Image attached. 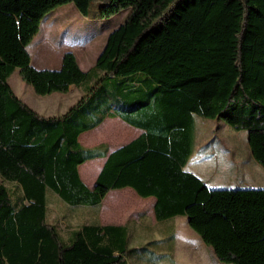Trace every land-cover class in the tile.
Here are the masks:
<instances>
[{
  "label": "trees",
  "instance_id": "obj_1",
  "mask_svg": "<svg viewBox=\"0 0 264 264\" xmlns=\"http://www.w3.org/2000/svg\"><path fill=\"white\" fill-rule=\"evenodd\" d=\"M95 1L0 0V264H128L127 224L84 223L64 235L48 208L50 191L99 210L108 191L126 186L156 197L157 219L186 215L220 261L264 264V187L212 188L186 168L197 116L247 129L264 167V0H99L100 17L127 14L95 65L82 69L67 50L59 68L33 66L28 44L45 16L69 2L86 14ZM16 69L38 94L74 84L82 95L45 116L12 88ZM88 98L111 101L93 123L79 115L92 108ZM106 116L143 132L110 153L83 146L79 135ZM99 156L107 158L90 188L78 165Z\"/></svg>",
  "mask_w": 264,
  "mask_h": 264
},
{
  "label": "rangeland",
  "instance_id": "obj_2",
  "mask_svg": "<svg viewBox=\"0 0 264 264\" xmlns=\"http://www.w3.org/2000/svg\"><path fill=\"white\" fill-rule=\"evenodd\" d=\"M100 4L99 0L93 2L86 14H83L74 2L53 8L43 19L40 31L30 45L33 49V45L45 36L39 42L40 46H34V55L37 48L48 46L52 50H44L42 55L48 58L53 52L54 61L50 65H55L60 61L62 52L70 50L76 54L83 69L94 66L108 34L127 14V10H122L111 17H100L98 13ZM96 78V72L92 71L85 85L94 83ZM8 81L19 95L35 103L38 111L45 116L53 113L55 109L53 101L63 93L53 91L38 94L18 71H14ZM28 89L29 92H26ZM110 104L111 101L105 98L98 100L88 98L87 106L92 108L87 113L85 108L79 109L81 120L83 123L96 122L106 114ZM247 132V129H233L222 119L197 116L194 153L187 167L193 169L212 188L246 187L244 185L264 187V167L251 155ZM7 185L12 187V184ZM59 213L61 207L55 202L51 203L49 219L57 223L61 229ZM89 215L88 211L80 213L83 224L86 219H90ZM91 215H94V211ZM145 218V220L144 217L142 218L141 224L132 223L130 230L132 252L127 257L128 264H210L207 256L206 259L204 257L206 249L200 248L195 251L189 246L194 236H200L188 224L186 216L180 214L157 219V222L150 214ZM217 262V264H229L220 260Z\"/></svg>",
  "mask_w": 264,
  "mask_h": 264
},
{
  "label": "crops",
  "instance_id": "obj_3",
  "mask_svg": "<svg viewBox=\"0 0 264 264\" xmlns=\"http://www.w3.org/2000/svg\"><path fill=\"white\" fill-rule=\"evenodd\" d=\"M44 38L45 36L44 37L42 36L38 40V42H36L35 45H33V49H34V46L35 47L40 46L39 42H41ZM32 41L33 39L28 44V50L31 54V63L33 66L37 68H59L60 67L62 57L60 61L58 62V64L50 65V63H53L54 61L52 57L53 52L49 54L48 58H45L42 55L44 50H52V49H49L48 46L46 48L45 47L37 48V52H42V53L36 52V55H34L33 49L30 46ZM64 51H67V50H64ZM64 51L62 52L61 55H63ZM88 69H84V70H88ZM15 71L19 72V69H16ZM21 90H24V89L21 88ZM26 92H29V89L26 90ZM62 92L63 93L59 94V97H55V101H53V105L55 108L53 113H50L49 115H46V116L61 115L65 113L69 109V107L73 105L82 95L81 88L74 84L71 85L67 91H62ZM16 94L23 101H25L32 108H34L36 111L39 110L36 108L37 106L35 105V103L30 101V99H27V97L26 98L22 97V95H19L17 92ZM39 113H41V111ZM142 132H143L142 128L132 125L131 123L127 122L125 119H123L120 116H106L99 125L87 131L82 132L78 137V141L83 146L88 147V148L102 146L103 148L108 150V153H110L114 149L136 138ZM106 158H107L106 156H99L96 158L88 159L85 162L78 165V172L80 174V177L87 184L88 187L92 188L93 185L95 184V181L106 161ZM188 163H187V166H188ZM186 168L195 172L191 168H188V167ZM244 186L256 187L257 185L255 186L254 185H244ZM119 189L120 190L112 189L107 192V194L104 196V198L102 199L100 203L99 210L96 205H92V204H88V205L87 204H79V205L68 204L61 197H59L56 193L52 191L48 193V204L50 205L51 203L55 202V204L61 207V213H59V217L61 219V232L64 235H66L72 229H75L83 224L82 223L83 221L81 220V217H80V213H82V211H88L90 214L89 215L90 219H86L85 223H92V222L99 221L101 224H127L129 226V230H131L132 223L134 225L135 223L141 224L142 223L141 220H143L142 218L144 217V220H145L146 219L145 217L148 214H150V216H154L155 221L157 222V217L155 214V204H156L155 196L153 195L141 196L134 188L130 186H126V187L119 188ZM92 211H94V215H91ZM181 215H184V214H181ZM187 222H188V218H187ZM63 223L65 225H62ZM189 246L191 247V249L195 251L200 248L206 249L205 255H204L205 259L207 256V260L210 264L218 263L217 260L219 259L216 257L211 247L208 246L203 241L201 236L200 237L194 236L190 240ZM200 257H202V254Z\"/></svg>",
  "mask_w": 264,
  "mask_h": 264
}]
</instances>
